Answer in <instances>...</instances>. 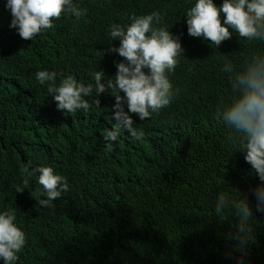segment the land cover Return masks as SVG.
Listing matches in <instances>:
<instances>
[{"label":"trees","instance_id":"16d2710c","mask_svg":"<svg viewBox=\"0 0 264 264\" xmlns=\"http://www.w3.org/2000/svg\"><path fill=\"white\" fill-rule=\"evenodd\" d=\"M195 2L73 0L84 16L62 13L53 28L24 40L0 0V212L15 210L14 223L26 235L15 264H237L238 253L226 258L225 239L237 218L229 211L220 220L215 201L220 193L237 195L226 180L234 169L247 184L259 181L239 150L240 134L218 111L232 95L223 59L239 65L250 51L264 52V41L250 44L233 33L216 48L189 36L185 14ZM153 11L164 17L157 27L179 36L184 48L168 74L178 95L152 118L133 115L142 140L122 131L109 152L102 132L115 123L110 91L99 95V106L95 93L86 97L88 113L66 115L35 74L54 71L57 83L71 75L87 85L102 69L105 80H114L123 58L109 51L120 43L111 41V25ZM158 119L165 124L152 132ZM28 161V171L50 166L66 177L69 190L52 207L34 197L38 173L24 188ZM241 195L258 212L252 191ZM252 228L243 264H264V220L257 228L253 220Z\"/></svg>","mask_w":264,"mask_h":264},{"label":"clouds","instance_id":"9594fccd","mask_svg":"<svg viewBox=\"0 0 264 264\" xmlns=\"http://www.w3.org/2000/svg\"><path fill=\"white\" fill-rule=\"evenodd\" d=\"M5 8L11 12L10 28L24 40H32L53 28V21L60 19L62 13H70L77 20L86 14V10L77 7L73 0H6ZM185 16L189 36L203 38L216 48L223 41L230 40L233 33L250 44L264 41V0H223L220 6L213 0H196ZM163 19L159 11H153L142 16L133 15L128 25H111V41L119 40L120 43L109 51L123 58L115 65L114 80H105L102 69L91 73L94 83L87 85L71 75L57 83L54 71L40 70L35 74V79L47 86L57 110L66 115L80 111L88 113L91 104L86 97L95 93V103L99 106V95L110 91L115 98L112 115L115 123L111 130L102 132L109 152L122 131L142 140L143 131L135 127L133 115L141 121L152 118L178 95L179 90L174 88L168 74L175 71L179 63L177 58L184 55V48L179 36L166 27H157ZM222 71L231 82L232 95L227 103L221 102L218 111L226 126L240 134L239 150L245 152L244 159L259 181L256 186L254 180L247 184L244 177L234 174V169L227 173L226 180L227 186L234 188L237 195L220 193L215 201V213L220 220H226L229 211L237 218L235 230H230L225 236L229 242L226 258L232 259V253H238L237 264H243L252 238V221L257 228L259 219L264 220V52L250 51L239 65L225 57ZM163 124L165 121L161 119L153 122L152 132L161 129ZM31 164L28 161L22 169L24 188L29 185V178L38 173L37 183L41 187L34 197L40 206L52 207L53 202L69 190L68 181L66 177L54 174L50 166H38L28 171ZM21 191L18 187L17 192ZM245 191H252L255 197L258 211L255 214L248 198L241 195ZM15 220V210L0 212V258L4 264H15L18 253L26 244V235L14 223ZM260 234L264 235V228Z\"/></svg>","mask_w":264,"mask_h":264},{"label":"bare ground","instance_id":"6f19581e","mask_svg":"<svg viewBox=\"0 0 264 264\" xmlns=\"http://www.w3.org/2000/svg\"><path fill=\"white\" fill-rule=\"evenodd\" d=\"M51 147V146H50Z\"/></svg>","mask_w":264,"mask_h":264}]
</instances>
